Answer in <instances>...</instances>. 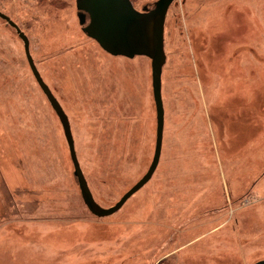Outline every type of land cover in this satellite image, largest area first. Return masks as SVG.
<instances>
[{
	"label": "rangeland",
	"instance_id": "1",
	"mask_svg": "<svg viewBox=\"0 0 264 264\" xmlns=\"http://www.w3.org/2000/svg\"><path fill=\"white\" fill-rule=\"evenodd\" d=\"M0 12L28 38L95 202L113 207L153 158L150 60L104 53L81 31L76 0H0ZM164 52L156 171L97 218L23 43L0 19V264L264 260V0L174 1Z\"/></svg>",
	"mask_w": 264,
	"mask_h": 264
},
{
	"label": "water",
	"instance_id": "2",
	"mask_svg": "<svg viewBox=\"0 0 264 264\" xmlns=\"http://www.w3.org/2000/svg\"><path fill=\"white\" fill-rule=\"evenodd\" d=\"M174 1L176 0H158L152 7H143L141 11H138L133 7L131 0H76L81 31L86 37L95 41L104 53L126 59L145 57L151 64L152 94L156 112L153 158L146 174L113 207L108 209L99 206L90 192L76 156L68 118L40 76L30 55L28 38L9 17L0 12V19L14 29L23 43L31 74L61 124L82 201L90 214L97 218L111 216L120 210L132 195L149 182L158 166L164 129V108L161 96V75L166 62L164 25L166 15ZM254 264H264V260Z\"/></svg>",
	"mask_w": 264,
	"mask_h": 264
},
{
	"label": "bare ground",
	"instance_id": "3",
	"mask_svg": "<svg viewBox=\"0 0 264 264\" xmlns=\"http://www.w3.org/2000/svg\"><path fill=\"white\" fill-rule=\"evenodd\" d=\"M162 76V75H161ZM164 113H165V111H164Z\"/></svg>",
	"mask_w": 264,
	"mask_h": 264
}]
</instances>
